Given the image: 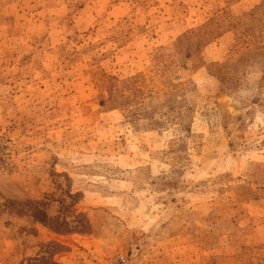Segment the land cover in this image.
<instances>
[{"label": "rangeland", "instance_id": "374dc122", "mask_svg": "<svg viewBox=\"0 0 264 264\" xmlns=\"http://www.w3.org/2000/svg\"><path fill=\"white\" fill-rule=\"evenodd\" d=\"M0 264H264V0H0Z\"/></svg>", "mask_w": 264, "mask_h": 264}]
</instances>
